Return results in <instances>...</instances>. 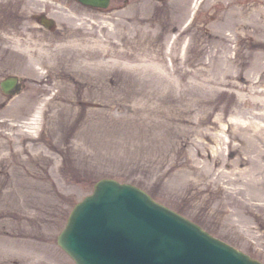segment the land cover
<instances>
[{"label": "rangeland", "instance_id": "374dc122", "mask_svg": "<svg viewBox=\"0 0 264 264\" xmlns=\"http://www.w3.org/2000/svg\"><path fill=\"white\" fill-rule=\"evenodd\" d=\"M101 178L264 263V0H0V264H76L57 237Z\"/></svg>", "mask_w": 264, "mask_h": 264}, {"label": "water", "instance_id": "95a60500", "mask_svg": "<svg viewBox=\"0 0 264 264\" xmlns=\"http://www.w3.org/2000/svg\"><path fill=\"white\" fill-rule=\"evenodd\" d=\"M79 1L95 7L110 4ZM38 19L53 25L44 16ZM1 85L4 92L14 93L19 78H6ZM58 243L76 264H263L145 190L112 178L100 179L93 194L75 205Z\"/></svg>", "mask_w": 264, "mask_h": 264}, {"label": "bare ground", "instance_id": "6f19581e", "mask_svg": "<svg viewBox=\"0 0 264 264\" xmlns=\"http://www.w3.org/2000/svg\"><path fill=\"white\" fill-rule=\"evenodd\" d=\"M5 38H7V39H10L11 41H14L18 46L20 45V40H25V39H20V38H15V37H8V36H4ZM8 48V47H7ZM54 66H52V65H49V70H48V73H49V71H51V73H50V75H52V73H54V74H57V72L56 71H54V68H53ZM61 73V72H60ZM42 75V74H41ZM64 76V78L65 79H67V77H69L70 78V76H68V75H66V74H64L63 75ZM83 82V81H82ZM83 84H85V82H83ZM43 107H44V105H42L41 103L38 105V110H37V113H39L40 111H41V108L43 109ZM38 121V117H37V114L35 115V117L33 118V121H31V125L33 126V124L34 123H36ZM21 135V134H20ZM21 138H23V134L21 135ZM12 152L16 155V161L14 162V164H12V162H10V164L14 167V168H17V170H19V167H21L22 168V166H21V159H20V157H18L17 156V150H12ZM44 156V158H47V156L49 155V153L48 152H44V153H42ZM23 160H25V159H23ZM18 164V165H17ZM22 173H24L23 171H22Z\"/></svg>", "mask_w": 264, "mask_h": 264}]
</instances>
